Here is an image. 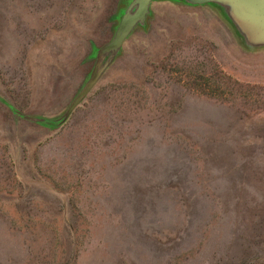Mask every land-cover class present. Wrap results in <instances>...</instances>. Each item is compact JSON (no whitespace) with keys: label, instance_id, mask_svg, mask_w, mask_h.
Returning a JSON list of instances; mask_svg holds the SVG:
<instances>
[{"label":"rangeland","instance_id":"1","mask_svg":"<svg viewBox=\"0 0 264 264\" xmlns=\"http://www.w3.org/2000/svg\"><path fill=\"white\" fill-rule=\"evenodd\" d=\"M0 0V264H264V47L156 0Z\"/></svg>","mask_w":264,"mask_h":264},{"label":"water","instance_id":"2","mask_svg":"<svg viewBox=\"0 0 264 264\" xmlns=\"http://www.w3.org/2000/svg\"><path fill=\"white\" fill-rule=\"evenodd\" d=\"M156 0H130L121 10L117 26L109 42L95 50L96 62L79 92L69 103L63 115L56 118L63 122L89 94L105 70L111 65L122 49L125 40L138 27L146 24L151 14V5ZM188 5L208 4L231 26L245 48L264 47V0H176ZM35 122L46 118L24 116Z\"/></svg>","mask_w":264,"mask_h":264},{"label":"trees","instance_id":"3","mask_svg":"<svg viewBox=\"0 0 264 264\" xmlns=\"http://www.w3.org/2000/svg\"><path fill=\"white\" fill-rule=\"evenodd\" d=\"M173 2H177L176 0H171ZM57 120L56 119H45L43 122H39V123H43V124H46V123H56ZM58 123V122H57Z\"/></svg>","mask_w":264,"mask_h":264}]
</instances>
